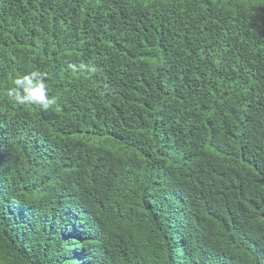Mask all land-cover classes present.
<instances>
[{
  "label": "trees",
  "instance_id": "obj_1",
  "mask_svg": "<svg viewBox=\"0 0 264 264\" xmlns=\"http://www.w3.org/2000/svg\"><path fill=\"white\" fill-rule=\"evenodd\" d=\"M0 264H264V0H0Z\"/></svg>",
  "mask_w": 264,
  "mask_h": 264
},
{
  "label": "clouds",
  "instance_id": "obj_2",
  "mask_svg": "<svg viewBox=\"0 0 264 264\" xmlns=\"http://www.w3.org/2000/svg\"><path fill=\"white\" fill-rule=\"evenodd\" d=\"M67 67L72 73L79 71L89 77L99 71L94 63H80L79 65L68 63ZM50 90L48 73L39 67H35L16 73L7 86L4 95L9 103L21 107L35 106L42 111H49L55 109L58 104V98L50 95Z\"/></svg>",
  "mask_w": 264,
  "mask_h": 264
}]
</instances>
